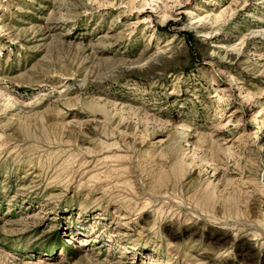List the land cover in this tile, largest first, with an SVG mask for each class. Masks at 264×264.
I'll use <instances>...</instances> for the list:
<instances>
[{
    "label": "rangeland",
    "instance_id": "rangeland-1",
    "mask_svg": "<svg viewBox=\"0 0 264 264\" xmlns=\"http://www.w3.org/2000/svg\"><path fill=\"white\" fill-rule=\"evenodd\" d=\"M0 264H264V0H0Z\"/></svg>",
    "mask_w": 264,
    "mask_h": 264
},
{
    "label": "bare ground",
    "instance_id": "bare-ground-1",
    "mask_svg": "<svg viewBox=\"0 0 264 264\" xmlns=\"http://www.w3.org/2000/svg\"><path fill=\"white\" fill-rule=\"evenodd\" d=\"M218 19V18H217ZM259 120V117H258V115H257V113L255 114V117L253 118V120L252 121H258ZM188 130H190V129H188Z\"/></svg>",
    "mask_w": 264,
    "mask_h": 264
}]
</instances>
